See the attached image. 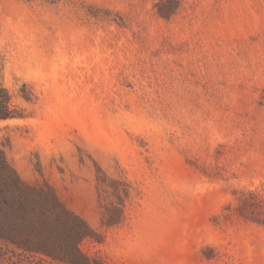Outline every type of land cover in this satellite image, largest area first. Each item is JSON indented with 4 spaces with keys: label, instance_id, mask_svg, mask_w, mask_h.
I'll list each match as a JSON object with an SVG mask.
<instances>
[{
    "label": "rangeland",
    "instance_id": "obj_1",
    "mask_svg": "<svg viewBox=\"0 0 264 264\" xmlns=\"http://www.w3.org/2000/svg\"><path fill=\"white\" fill-rule=\"evenodd\" d=\"M0 86V224L25 199L80 264H264V0H0Z\"/></svg>",
    "mask_w": 264,
    "mask_h": 264
},
{
    "label": "trees",
    "instance_id": "obj_2",
    "mask_svg": "<svg viewBox=\"0 0 264 264\" xmlns=\"http://www.w3.org/2000/svg\"><path fill=\"white\" fill-rule=\"evenodd\" d=\"M11 93L4 87L0 86V119H7L16 117L17 114L13 112L11 108ZM3 158H0V161ZM20 192L24 194L22 188H19ZM24 197V196H23ZM20 209L24 213L17 223H13L10 226H5L0 224V239L11 240L17 243L19 246L23 247L25 250L34 253H45L51 255L55 259H59L67 264H80L77 260L83 253L77 243V241H69L57 243L55 240L51 239L49 236L45 235L42 231L36 230V227L42 225L38 220L35 221L31 217V210L27 205L25 199L20 201ZM32 227H35L33 229ZM78 237L81 235V231L76 229ZM36 237L42 238L43 242H38L34 239ZM43 243V244H42Z\"/></svg>",
    "mask_w": 264,
    "mask_h": 264
}]
</instances>
